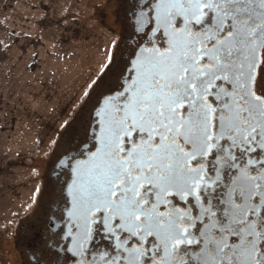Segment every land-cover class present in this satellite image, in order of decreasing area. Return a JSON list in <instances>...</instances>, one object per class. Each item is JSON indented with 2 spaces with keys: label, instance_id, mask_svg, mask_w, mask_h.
<instances>
[{
  "label": "snow or ice",
  "instance_id": "obj_1",
  "mask_svg": "<svg viewBox=\"0 0 264 264\" xmlns=\"http://www.w3.org/2000/svg\"><path fill=\"white\" fill-rule=\"evenodd\" d=\"M126 2L35 264H264V0Z\"/></svg>",
  "mask_w": 264,
  "mask_h": 264
},
{
  "label": "rangeland",
  "instance_id": "obj_2",
  "mask_svg": "<svg viewBox=\"0 0 264 264\" xmlns=\"http://www.w3.org/2000/svg\"><path fill=\"white\" fill-rule=\"evenodd\" d=\"M110 1L0 0L9 30L0 31L9 55L0 64V240L12 216L30 208L33 167L75 121L108 62L113 39L101 14ZM1 243L0 264H9V246Z\"/></svg>",
  "mask_w": 264,
  "mask_h": 264
},
{
  "label": "flooded vegetation",
  "instance_id": "obj_3",
  "mask_svg": "<svg viewBox=\"0 0 264 264\" xmlns=\"http://www.w3.org/2000/svg\"><path fill=\"white\" fill-rule=\"evenodd\" d=\"M110 2L107 11L101 14L102 23L113 39L111 53L116 51L114 46L118 44L121 55L118 56L116 64L110 66L111 71L106 74L104 69L101 71L87 91L90 95L80 100L78 104H81V108L76 113L78 116L71 127H68L67 131L62 130L61 134L55 139V146L49 150L48 158L46 157L43 165L33 167L36 175L33 182L37 188L33 193L30 208L12 216L13 220L9 225L8 233L0 240L1 244L9 246L7 252L11 254L10 259H7L10 260L8 261L9 264H35L32 250L42 248L44 244V213L50 200L58 195L60 185L66 178L60 174L61 169L57 158L61 156L65 149L74 146L84 136L85 129L90 123L92 106L101 93H108L109 88L114 86L120 78L122 70L125 71V75L128 74L125 62L128 60L130 53L129 45L134 43L133 40L129 39V30L125 20V12L130 4L126 0H112ZM101 78H103L104 83L97 87L96 85ZM121 82H123L122 78ZM70 140L71 144H69ZM58 174H60L59 179ZM37 189H42L43 196L37 193ZM38 202L40 203L39 207H37ZM46 259L52 260L53 264H63L62 257L59 261L55 257Z\"/></svg>",
  "mask_w": 264,
  "mask_h": 264
},
{
  "label": "trees",
  "instance_id": "obj_4",
  "mask_svg": "<svg viewBox=\"0 0 264 264\" xmlns=\"http://www.w3.org/2000/svg\"><path fill=\"white\" fill-rule=\"evenodd\" d=\"M0 31L5 32L9 35V30L6 24L0 21ZM12 38V36H11ZM9 59L8 51L3 47L2 43L0 42V64H4Z\"/></svg>",
  "mask_w": 264,
  "mask_h": 264
}]
</instances>
